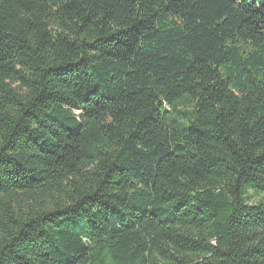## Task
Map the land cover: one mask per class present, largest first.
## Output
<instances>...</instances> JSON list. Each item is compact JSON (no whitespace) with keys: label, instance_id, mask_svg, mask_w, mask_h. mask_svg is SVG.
<instances>
[{"label":"trees","instance_id":"16d2710c","mask_svg":"<svg viewBox=\"0 0 264 264\" xmlns=\"http://www.w3.org/2000/svg\"><path fill=\"white\" fill-rule=\"evenodd\" d=\"M0 264H264V0H0Z\"/></svg>","mask_w":264,"mask_h":264}]
</instances>
